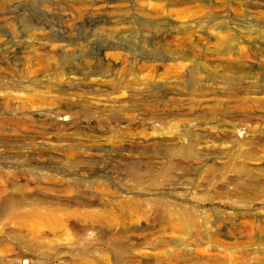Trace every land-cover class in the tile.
Returning a JSON list of instances; mask_svg holds the SVG:
<instances>
[{"label":"rangeland","instance_id":"obj_1","mask_svg":"<svg viewBox=\"0 0 264 264\" xmlns=\"http://www.w3.org/2000/svg\"><path fill=\"white\" fill-rule=\"evenodd\" d=\"M263 133L264 0H0V230L37 226L3 210L5 198L72 203L84 196L78 186L96 182L105 188L83 191L101 203L172 199L210 225L226 221L214 235L221 245L205 239L211 259L148 264H264V229L249 237L236 226L246 208L264 221ZM212 164L221 175L206 186ZM150 169L157 186L129 174L148 179ZM243 169L262 184L236 197L245 175L226 183ZM121 220L73 218L40 256L24 249L22 263L88 255L92 264H137L125 259L158 253L137 239L188 238Z\"/></svg>","mask_w":264,"mask_h":264},{"label":"bare ground","instance_id":"obj_2","mask_svg":"<svg viewBox=\"0 0 264 264\" xmlns=\"http://www.w3.org/2000/svg\"><path fill=\"white\" fill-rule=\"evenodd\" d=\"M83 24H85V23H83ZM91 24H89V25H91ZM182 31L187 32L188 29H183ZM53 33H55V32H53ZM67 33H69V32H67ZM69 35H71V34H69ZM67 36H68V34H67ZM32 44L33 43H30V45H32ZM23 48H27V47H23ZM35 48H36V46H35ZM44 49L46 50V48H44ZM18 50L20 51V49H18ZM25 50H27V49H25ZM35 51H36V49H35ZM47 51H49V50H47ZM22 55H23V53H22ZM39 56H41V55H39ZM22 57L20 55V58H22ZM27 57L29 58V56H27ZM28 58H26V56H25V59H28ZM44 58L46 59L45 56H44ZM40 59H42V58H40ZM17 62H19V61H17ZM9 65H12V64H9ZM49 66H50V64H49ZM19 67H20V65H19ZM16 69H17V67H16ZM8 111H9V109H8ZM243 125H244V123H243ZM256 125H258V124H256ZM232 130H233V128H232ZM234 131H235V129H234ZM249 153L250 152H245L244 155L245 156L249 155ZM244 169H243V172H238L232 178H229L227 180V183H226V185L236 184L237 181H239L245 175L243 177L244 181L242 182V184H240V187H238V188L234 187L232 189L236 197L243 195L245 192H248L249 190H252V189L257 190L256 188L260 187L262 184V181H260V180L257 181L256 175L250 174L249 171H247V170L244 171ZM148 171H147L148 175H150V177L148 179H146L147 173L144 174L143 172L142 173L138 172V173L133 174L132 172H130L129 174L131 175V178H133V180L138 185L145 183V181H149V186H157L159 183V178H157V176H156L155 169H150ZM0 172H1V170H0ZM204 173L205 174L203 177H205L204 178L205 184H206V186H208L211 183L210 181H212L213 179H215L216 177L221 175V170L215 164H212V165L207 166V168L204 170ZM4 177H5V175H4ZM180 179H181V177H180ZM83 184H81V186H78V188H81L83 190L85 188H90V189H95V188L104 189L105 188V187H101L96 182H92L90 184L86 183L84 185ZM170 184H172V183H170ZM129 186H131V184ZM83 190H82L83 193H81V195L84 194V196L81 198V201L76 200V201H72V203H66V204H62L60 202H54L52 200H47V199H41L38 197H23V198L9 197V198H5L3 210L4 209H16V211H18L16 213V217H19V218L28 217V216L29 217H31V216L35 217V219H36L35 222H36L37 226H30L29 227V226H25L26 223H21V225L17 226V228H7V229H1L0 230V264H23L22 259L26 256V252H24V249L27 250L28 252L34 254L35 255L34 257L40 256L41 252L44 249L48 250L49 248H52L53 245H55L57 243L56 240L58 238H61V236H65V230H63L61 228L63 226H67L68 224H72L70 222H71V219H73V218L90 219V220H95L98 222H102L105 224H111V225L115 224L116 221H118L120 219H122V220L127 219V220H130L131 222L137 221L138 223H141L144 221V223H141L140 228L141 227L145 228V226H144L145 223L148 225V224H151V222H152V224L154 226H158L161 228V230L163 231L162 233H167V232L178 233V234L181 233L183 235L188 236V238L180 237V239H172V238L171 239H164V238H161V239H159L153 243H150V244L146 243L147 240L150 239V237H147V235H145V237L143 239H137V240L134 239L136 241H138V240L140 241L139 245H144V246L148 245V248H150L151 251H158V253L157 254L142 253V254H138V255L134 254V256L126 258L125 259L126 262L127 261H133L137 264H148L149 261H153V260H156L158 262H162V261L165 262V260H170L172 262H179V261L202 262L204 260L206 261V260L211 259V257L209 255H206V251L204 250V247H203L206 244L205 239H210V238L213 239V241H215V247L218 245H221V243H220L221 240H219L218 238H215L214 235L217 236L221 231L224 230V228H225L224 224L226 221H224L223 223H220L223 220L220 219V220L216 221V219H215V222L210 225L208 218H205L204 215L201 213V211H199L196 207L187 205L185 203L181 204V203L173 202L172 199L168 200L165 198H163V199H150L148 202H146L145 200H143V198L130 197L128 201L122 202V201H119L117 199H114L113 197H111V195H109L111 197L110 201L106 202V200H105L106 203H101L100 201L98 202V200H96V199L93 200V197L95 198L96 195H93L92 190H89V191H83ZM100 191H102V190H100ZM2 192H3V190L0 189V193H2ZM141 194L142 193L138 192V194H134V196H138V197L140 196L141 197V196H143ZM1 195L2 194H0V198H1ZM94 204H98L100 207L97 209H90V207ZM245 211L248 212V213H245L247 215V219H245L243 222H241V224H236V226L243 227L244 231L250 237L251 233L253 231H255L257 227L264 229V224H260L261 222H264V221L258 220V219L254 220L253 217H255V215L249 214L248 208H246ZM226 226H229V224H227ZM212 227H214V229H215L214 232L211 231ZM66 234H67V232H66ZM76 234L79 235L80 233L77 231ZM209 234H212L213 236H209ZM169 236H170V234H169ZM190 238H194V240L190 241L189 240ZM253 242L254 241H248V243H250V244L251 243L253 244ZM168 249H169V251H168ZM27 256H28V254H27ZM72 261H73V263H79V264H92L91 258L88 255H86L85 257H82V258L80 256L74 255V258ZM39 262L41 264H50V263H48V261L42 260V259Z\"/></svg>","mask_w":264,"mask_h":264}]
</instances>
